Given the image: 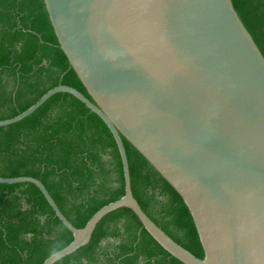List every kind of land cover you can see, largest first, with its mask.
Returning a JSON list of instances; mask_svg holds the SVG:
<instances>
[{"label": "water", "instance_id": "95a60500", "mask_svg": "<svg viewBox=\"0 0 264 264\" xmlns=\"http://www.w3.org/2000/svg\"><path fill=\"white\" fill-rule=\"evenodd\" d=\"M62 50L93 101L59 85L109 127L121 155L125 195L76 228L46 186L32 183L73 233L62 259L86 246L101 220L131 209L184 264H264V55L233 0H44ZM123 137L181 195L205 256L164 232L133 195ZM43 264H51L49 258Z\"/></svg>", "mask_w": 264, "mask_h": 264}, {"label": "trees", "instance_id": "16d2710c", "mask_svg": "<svg viewBox=\"0 0 264 264\" xmlns=\"http://www.w3.org/2000/svg\"><path fill=\"white\" fill-rule=\"evenodd\" d=\"M264 55V0H233ZM59 85L89 99L52 26L44 0H0V121L28 110ZM132 191L143 211L172 239L203 259L193 217L181 195L126 139ZM0 177L40 180L67 219L84 228L125 195L123 163L106 123L69 93H57L27 118L0 127ZM73 233L32 183H0V264H43L54 243ZM64 247V248H65ZM61 264H184L137 215H106L86 246Z\"/></svg>", "mask_w": 264, "mask_h": 264}, {"label": "clouds", "instance_id": "9594fccd", "mask_svg": "<svg viewBox=\"0 0 264 264\" xmlns=\"http://www.w3.org/2000/svg\"><path fill=\"white\" fill-rule=\"evenodd\" d=\"M65 245L62 241H57L52 245V247L49 250V259L51 261V264H61L62 261V255Z\"/></svg>", "mask_w": 264, "mask_h": 264}]
</instances>
